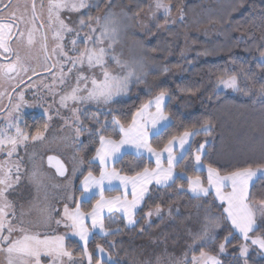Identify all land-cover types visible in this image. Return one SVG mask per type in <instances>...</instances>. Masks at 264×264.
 <instances>
[{"label": "snow or ice", "instance_id": "snow-or-ice-1", "mask_svg": "<svg viewBox=\"0 0 264 264\" xmlns=\"http://www.w3.org/2000/svg\"><path fill=\"white\" fill-rule=\"evenodd\" d=\"M99 2L100 0H48V27L52 30V40L54 41L51 55L59 56L62 60H58L57 63L48 67L47 61L51 57L48 51V36L45 34L40 36V50L44 53V71L53 76V84L44 85L53 99L58 94L54 87L57 79L60 85H65L66 77L76 70L75 83L68 91L60 95L58 102L60 108L68 109L71 112L70 117H61L64 120L63 127H68L74 132V135L63 137V139L76 143L80 140L82 131L88 132L90 137L98 138L99 146L95 148V156L88 163L91 164L93 160H99L102 166L100 177L97 179L91 171L87 173L81 181V199L90 200L96 194L97 189H99L100 199L88 212L82 211L79 203L74 209L65 204L61 218L55 220L57 226L63 224L65 228L71 230L70 233L66 232L63 235L33 230V227L49 226L51 215L47 207L39 209L38 224L25 226L23 217L29 215L32 208L36 207L34 202H30L27 210L21 205L19 219L17 218L16 208L13 201L9 199V194L21 182L22 158L14 159V157H18V148L25 147L29 142L43 141L49 127L45 123L42 130L38 128L31 135L21 127L23 123L22 109L25 106L33 107L34 105L24 99L23 91L19 92L17 103L11 105L3 117L4 123L0 124V156L3 157L0 159V255L3 257L0 264H42V257L47 260V264H84L85 259L87 264H92V253L87 247L90 229L86 226L85 221L90 218L92 229H99L105 235L120 231L119 228L105 227V213L113 223L115 222L114 212H120L127 220L128 225L136 224L137 211L146 197L151 198L152 196L150 185L156 190L175 185L177 192H189L193 198L207 197L210 195V190L214 189L215 197L227 205L225 207L222 203L218 206L223 209L219 216L212 212L211 206L197 205L198 209L203 210L202 219L201 212L196 213L199 229L196 232L189 229L191 243L186 246V250L180 258L171 261V257H169L171 264H222L218 254L225 253L226 245L237 236L244 241L238 245L242 257H246L248 254L249 242L264 250V200L255 201L252 192L255 184L254 178H264V163L258 164L256 167L251 165L237 167L223 175L219 169L208 165L207 186L200 176H189L183 168L177 171V166L185 159L186 153L191 151V138L198 135L200 131L210 134L213 125L210 120H206L200 129H186L181 134L172 136L159 151L153 148L149 142L150 133L158 135V125L167 127L171 123L170 116L164 111L165 100L168 97L167 90L159 91L152 99L143 103L132 114L131 121L127 126L121 123L118 118H112L110 123L115 125L121 134L119 141L104 135V131L109 125L107 119L100 121L98 116H93L90 118L94 121L93 127L84 126L80 118L81 108L79 105L88 103L97 106L108 105L114 101L115 97L127 93L131 84L141 82L144 75V65L140 60L135 57L124 59L122 58L123 52L118 54L116 51L122 32V20L117 13L109 10L102 17L88 15L85 18L81 15L75 27L70 26L65 22V18H62L61 14L65 12L80 14L81 10L99 7ZM3 4L4 0H0V5ZM242 6V4L237 5L233 11ZM172 7L170 0L169 2L152 0L151 19L156 20L158 15H163L165 18L164 24H157L158 28L169 23ZM260 14L261 23L264 24V8L260 9ZM36 18L35 0H33L32 18L31 21H28L32 23V27L27 32V47L29 49L37 43ZM183 18L184 14L181 11L180 19L183 20ZM10 19H15V13L10 14ZM20 22L27 23L23 17L20 18ZM85 28L87 32L81 35ZM66 34L72 36L68 42L71 47L67 51L64 43ZM24 35V30L19 28V23H0V57H3L5 61L0 63V80L13 81L20 78L21 73H27L30 70L20 52L12 47V43L21 41ZM81 42L84 44L83 48L79 47ZM69 51L75 55H69ZM204 54L207 55V53ZM28 58H31L30 55ZM254 59L259 65L264 66V51H260L259 56ZM57 64H59L58 77L53 71L57 68ZM65 64H71L67 73L64 72ZM85 69L88 72L87 75ZM31 71L33 75H38L34 68ZM164 71H168V69L165 68ZM241 72L244 76L243 87L240 76L225 66L217 76V88L223 86L225 89L242 92L245 95H251L254 91L256 97L264 100V83H261L258 88L254 84L249 85L247 72L243 69ZM20 82L23 83V80L21 79ZM3 95L5 93H0V97ZM9 98L11 99V97ZM70 102L77 107H72ZM38 106L43 107L42 105ZM153 108L155 111H151ZM3 111L4 109L0 108V112ZM47 112L48 109L45 108L44 113L47 114ZM108 112L110 114L111 109ZM57 115H59V111H57ZM51 119L52 117L48 116V120ZM206 144L207 141L199 144L195 150L194 166L198 169L202 166V154H206ZM177 145L178 151L175 147ZM125 146L134 148L139 158L143 157L145 151L149 154V159L154 156L155 167L144 166L142 170L136 171L131 176L121 175L114 167L110 169L109 163L119 159L121 149ZM262 147H264V142H262ZM165 153L167 154V166L162 162ZM72 159L79 164L84 163L83 156H79L78 153ZM53 161H55L56 173L60 177H64L67 172L64 163L58 157L48 156L50 165ZM77 170V167L74 166L73 175ZM185 179L187 180L186 187L184 184H177L178 180ZM105 180L109 182V185L113 180L120 181L123 194L105 198L103 195ZM28 181L37 188L42 185L43 174L36 165H33ZM129 185L131 186L130 190ZM228 187L231 190L225 192V188ZM129 195L131 199H129ZM153 214L161 216L160 204L155 206L154 212L150 210L145 215L151 217ZM168 214L169 216L172 214L171 207ZM222 220L227 222L231 230L223 238V242L219 243L218 254H213L211 251H206L204 246L216 239L215 234L217 229L221 228ZM14 221L17 222L14 223ZM31 224L32 222L29 221V225ZM257 229L261 230L260 234L250 235ZM69 236L79 237V241L82 242L83 250L79 258L75 257L66 246V239ZM96 247L101 254H104V249L100 245ZM197 248H199L198 254ZM108 260L110 264H119V261L114 260L111 256H108ZM159 261L160 257H157V264ZM96 264H100V261H97ZM245 264H247L246 260Z\"/></svg>", "mask_w": 264, "mask_h": 264}, {"label": "trees", "instance_id": "trees-1", "mask_svg": "<svg viewBox=\"0 0 264 264\" xmlns=\"http://www.w3.org/2000/svg\"><path fill=\"white\" fill-rule=\"evenodd\" d=\"M105 1V0H103ZM169 2V0H165ZM172 12L180 9L184 18L170 33L156 38L148 44H143L141 38H135L136 53L144 60L147 82L150 86H144L147 91L134 92L129 89L128 96L107 106H86L81 109L80 118L84 126L92 128L94 121L90 119L98 116L100 121L107 119L109 125L104 135L118 140L120 133L115 125L110 122L113 117L118 118L127 126L132 114L149 99H152L161 90H167L168 97L164 111L171 118L169 126L162 128L158 135L150 137L151 146L157 150L172 136L181 134L186 129H200L206 120H210L213 127L210 134L200 131L191 139V151L186 153L185 159L177 166V171L183 168L189 176H200L206 184L204 171H198L194 166L195 150L199 144H206V154L202 155V164L211 165L226 174L237 167L251 165L256 167L264 163V122L258 120L252 125H245L242 110L250 107L264 108V100L256 97L253 91L251 95H245L236 91H217V76L226 66L235 71L241 78V86H244L243 69L247 72L249 85L256 88L264 83V66L257 63L254 57H258L260 51H264V24L261 23L260 9L264 8L262 0H170ZM103 3V2H102ZM242 4L233 11L237 5ZM95 7L97 10L100 8ZM137 5V8H140ZM133 33V32H132ZM137 39V41H136ZM172 53V58L166 60L167 54ZM204 53H207L205 55ZM234 62V63H233ZM167 68L168 71H164ZM178 72L173 78L170 73ZM111 109L109 114L108 110ZM21 127L34 134L39 128L42 130L45 119L41 115L29 113L23 117ZM231 126L236 127L240 134L247 131L255 134L252 141H245L235 137L233 143L236 148L233 151L225 148L226 137H229ZM98 138L90 137L88 132L82 131L77 146V153L83 156V171L77 178L74 188V203L80 196L78 183L80 179L91 171L97 175L99 168L95 163L88 161L94 156L98 147ZM223 148L222 151L220 148ZM144 166L154 167L152 161L144 156L139 158L130 153H124L113 166L124 175H134ZM177 184L187 186V180H178ZM152 189L151 198L145 199L136 213L137 223L132 227H126L120 216L114 215L115 222L105 217V227L109 229L119 228V232L111 235L99 236L92 234L87 247L92 253V263L100 261L95 250L100 245L108 256L119 261V264H171L180 258L191 243L189 229L196 232L198 227L197 216L194 212L201 211L197 205L211 206L216 215L222 213L220 204L210 193L207 197L193 198L187 192H177L175 185ZM255 201L264 200V178H256L252 188ZM118 191L113 189L104 191V196H112ZM98 196H92L90 200L81 201L82 211L88 212ZM157 204L162 209L171 207L172 214L167 219L152 224H145L146 213L154 210ZM216 239L205 247L206 251L218 254V245L231 230L225 221H221ZM260 229L250 235L260 234ZM242 240L237 236L226 245V252L218 254L222 264H264V257L253 250L246 257L239 255L238 245ZM66 246L79 258L82 247L76 238H67ZM199 253V248L196 250ZM171 257V261L169 259ZM100 264H107L100 261Z\"/></svg>", "mask_w": 264, "mask_h": 264}, {"label": "rangeland", "instance_id": "rangeland-1", "mask_svg": "<svg viewBox=\"0 0 264 264\" xmlns=\"http://www.w3.org/2000/svg\"><path fill=\"white\" fill-rule=\"evenodd\" d=\"M47 5L48 0H35L37 17L35 19V27L38 29V31L35 33L37 43L31 49L27 47V32L32 27V23L28 22L31 21L32 18V1L12 0L11 5L0 13L1 17L8 18H10L11 13H15L14 20L16 23H19V28L24 30L25 33L23 39L19 41L20 49L18 51L30 69L27 73H21L20 78H17L13 81L0 80V93H5V95L0 97V108L4 109L3 112H0V124L4 123L3 117L7 114L8 110L11 108V105L17 103V94L21 91L24 92V99L31 105H34L33 107L25 106L22 109V119L25 115L32 113L43 116L45 123L48 124V131L45 132V138L43 141L29 142L25 147L18 148V157H14V159L22 158V179L20 184L16 186L15 190L9 194V199L12 200L15 205L18 219L21 211V205H23L25 210H27L29 208L30 202H34L36 204V207L32 208L30 214L23 217L25 226L38 224L40 218L39 209L47 207L51 215L49 226L33 227V230L42 233L47 232L48 234L63 235L66 232L70 233L71 230L65 228L63 224L57 226L55 224V220L61 218L65 204H67L69 208L74 209L80 200L79 196L76 204L74 203V188L76 187L77 178L83 171V164H79L77 161H73L72 159V157L77 154V146L79 141L73 143L72 141H65L63 139V137L74 135V132L68 127H63L64 120L61 117H70L71 112L68 109L60 108L58 103L60 95L68 91L75 83L76 70H73V72L66 77L65 85H60L57 79V83L54 85V87L57 89L58 94L54 99L49 93L48 89L44 87L45 84H53V76L44 71V53L40 50L41 34L48 36V51L51 57L47 61L48 67H51L52 64L57 63L58 60H62V58L59 56L51 55V49L54 45V41L52 40V30H50L48 27L49 22L47 19ZM99 5L101 6L97 10H94L96 8L92 7L88 10H81L80 14H68L65 12L61 15L62 18H65L66 23H69L70 26L75 27L81 15H83L85 18L88 15H91L92 17H102L109 10L117 13L122 20V32L120 44L116 48L117 53L119 54L123 52L122 58L124 59L135 57L143 64L144 60L136 53V45H138V42H135V38H141L143 44H148L156 38L161 39L163 37L164 39L170 33V30L175 28L178 22L181 21V11L179 9L175 12H172L171 18L169 19V23L167 25L158 28L157 24H164L165 18L163 15H158L156 20L151 19L152 0H110V3L109 0H100ZM137 5H140L141 7L137 8ZM21 17H23L24 21L27 23L20 22ZM38 24L40 25V28H42V31L39 29ZM42 24L43 26H41ZM84 32H87L86 28L82 30L81 35H83ZM71 38V35H65L64 43L66 51L71 47V45L68 43ZM79 47H84L83 42L79 44ZM29 55L31 58H28ZM69 55H75V53L69 51ZM169 58H172V53L170 55L167 54L166 60H169ZM2 59L3 57H0V63H2ZM12 59H14V57H12ZM69 67H71V64L64 65L65 73H67ZM112 67L114 68V65ZM32 68L36 70L38 75L32 74ZM53 71L58 77L59 64H57V68ZM143 71L144 75L142 81L134 82L129 86V89L131 88L134 92H140L144 90L147 91V88L144 86H147L148 88L150 87L147 82L148 77L145 67ZM85 74H88L86 69ZM170 75L175 78V76L178 75V72L172 71ZM30 76H33L34 78L25 82L24 80ZM21 79L23 80V83L20 82ZM216 90L229 92L233 91L231 89H225L223 86H219V88H217V85ZM128 94L129 91L125 94L115 97L112 103L125 99ZM9 97H11V99ZM38 105H42L43 107ZM49 105H51V107H49ZM70 105L72 107H77V105L71 104V102ZM86 106L97 105L93 103L79 105L81 109ZM100 106L104 107L107 105ZM45 108L48 109L47 114L44 113ZM57 111H59V115H57ZM242 111L243 113L241 112V115L245 118L246 127L247 125H252L255 121L256 122L254 125L257 127L256 125H258V120L264 122V108L250 107ZM48 116H51L52 119L48 120ZM228 135L229 137H226L225 140V148L230 149V151H233L234 148H236L233 143V140L236 136L242 138L243 143H245V141H252L255 138V134L251 133L250 131H247L245 135L240 134L234 126H231ZM222 150L223 148H220L218 151ZM48 156L58 157L64 163L67 169L64 177L57 175L56 172L47 165L46 161ZM0 159H3V157L0 156ZM33 165H36L39 168V171L43 174V183L39 188L35 187L28 181V176L31 174ZM74 166H76L78 169L75 175H73L72 172ZM69 197H71V199H69ZM201 212H203V210H201ZM166 214L168 213L166 212ZM162 216L158 217L157 215H154L153 218L158 219L161 217V219H163ZM164 216V218H166V215ZM167 216H169V214ZM29 221L32 222L31 225H29ZM16 222L17 221H14V223ZM71 237L75 236H69V238ZM2 260L3 257L0 255V261ZM42 264H47V260L43 257Z\"/></svg>", "mask_w": 264, "mask_h": 264}, {"label": "crops", "instance_id": "crops-1", "mask_svg": "<svg viewBox=\"0 0 264 264\" xmlns=\"http://www.w3.org/2000/svg\"><path fill=\"white\" fill-rule=\"evenodd\" d=\"M166 101H167V97H166V100H165V103H166ZM151 111H155V109L153 108V109H151ZM157 128H158V130L160 131L162 128H164V127H161L160 125H158L157 126ZM119 131V130H118ZM151 136H153V134H151L150 133V135H149V140H150V137ZM120 138H121V134H120V137H119V139L117 140V141H119L120 140ZM192 139V138H191ZM99 146V145H98ZM176 147V149H177V151H178V145L177 146H175ZM187 147V146H186ZM159 151V150H158ZM124 153H130V154H133V155H135V156H137L136 155V153H135V150H134V148H131L130 146H125V147H123L122 149H121V152H120V154H119V158L124 154ZM166 153H165V155H164V157H162V162L164 163V165L165 166H167V161H166ZM203 155V154H202ZM94 156H95V154H94ZM93 156V157H94ZM145 158H147L148 160H150V161H152L153 162V164H154V167H155V157L153 156V157H151V159H149V154L145 151L144 152V155H143ZM118 159H116V160H113V161H111L110 163H109V168L111 169V168H113L112 166H113V164H114V162L115 161H117ZM93 163H95L97 166H98V168H99V172H98V174L97 175H94L97 179H99V177H100V171H101V165H100V163H99V160L98 159H96V160H93ZM194 164H195V162H194ZM195 169L196 170H198V171H204V173H205V175H206V184H205V186H207V166H205V165H203L202 164V166H201V168L200 169H198L197 167H195ZM120 173V172H119ZM121 175H124V174H122V173H120ZM87 175V174H86ZM86 175H84L81 179H80V181H79V190H80V200L78 201V203H80L81 201H85V200H82L81 199V181H83V179H84V177L86 176ZM127 176H129V175H127ZM254 179H256V178H254ZM149 187H151V185L149 186ZM130 188H131V186L129 185V190H130ZM113 189H115V190H117L118 191V193L117 194H115V195H112V196H104L105 198H111V197H114V196H117V195H122L123 194V188L120 186V181H118V180H113L112 182H111V185H109V182L107 181V180H105L104 181V191H109V190H113ZM231 189H230V187H228V188H225V192H227V191H230ZM190 196H192L191 195V193H189V192H187ZM210 193L213 195V197H214V199L217 201V203H219L220 205L222 204V203H224V202H221L218 198H216L215 197V190L214 189H211L210 190ZM93 196H98V199H100V195H99V189H97L96 190V194L95 195H93ZM97 199V200H98ZM129 199H131V196L129 195ZM96 200V201H97ZM96 201L94 202V204L96 203ZM93 204V205H94ZM224 206L226 207L227 205H226V203H224ZM169 208L170 207H167V208H165V209H162V214H161V216H162V218L163 219H161V217L160 218H153L154 217V215L155 214H153L152 215V217L151 218H147V216H146V219H145V224L146 225H148V224H152V223H156L157 221H162V220H166L167 219V215L168 214H166V212L168 213V210H169ZM91 210V209H90ZM89 210V211H90ZM223 210V209H222ZM153 212H154V210H152ZM201 212V211H200ZM195 214L197 213V212H194ZM202 213V212H201ZM114 214H117L118 216H120L121 218H122V220H123V223H124V225L126 226V227H132V226H134V225H128L127 224V220L123 217V215H122V213H120V212H114ZM164 215H166V218H164L165 216ZM107 216V214L105 213V217ZM159 217V216H158ZM201 219H202V214H201ZM85 223H86V226L90 229V237H91V235L92 234H97V235H99V236H105V234H103V233H101L100 231H99V229H92V227H91V219L89 218L88 220H86L85 221ZM198 223V222H197ZM199 229V225H198V227H195V230L197 231ZM239 237V236H238ZM73 238H76L77 240H78V242H79V244H80V246L82 247V242L81 241H79V237H73ZM240 238V237H239ZM90 239V238H89ZM241 240H242V238H240ZM242 243H244V241L242 240ZM83 249V248H82ZM253 250H255V251H257L259 254H260V256H262V257H264V250H261V249H259L258 248V246H255V245H251V243L249 242V250H248V252H250V251H253ZM95 253H96V255H97V257L99 258V260L100 261H104L105 263H107V264H110V262H109V260H108V255H107V253L104 251V254H101L100 252H99V250L96 248V250H95ZM85 264H87V260L85 259ZM93 264V263H92Z\"/></svg>", "mask_w": 264, "mask_h": 264}, {"label": "flooded vegetation", "instance_id": "flooded-vegetation-1", "mask_svg": "<svg viewBox=\"0 0 264 264\" xmlns=\"http://www.w3.org/2000/svg\"><path fill=\"white\" fill-rule=\"evenodd\" d=\"M31 1H32V4H33V0H31ZM11 2H12V0H4V4L0 5V13L3 12L4 10H6L11 5ZM4 5H6L7 7H5ZM10 22L14 23V24L16 23L15 20H13V19H10L8 17H1L0 16V23H10ZM38 26H39V29L42 31V28H40L39 24H38ZM12 47L14 49L19 50L20 49V43L19 42H13L12 43ZM2 62H5L4 59H2ZM30 77H31V79L34 78L33 76H30ZM28 80H30L29 77L26 78V80H24V81L26 82Z\"/></svg>", "mask_w": 264, "mask_h": 264}, {"label": "water", "instance_id": "water-1", "mask_svg": "<svg viewBox=\"0 0 264 264\" xmlns=\"http://www.w3.org/2000/svg\"><path fill=\"white\" fill-rule=\"evenodd\" d=\"M46 163H47V165L50 167V168H52L55 172H56V168H55V161H53V163H52V165H50L49 164V162H48V158H47V161H46ZM66 168V167H65ZM57 174V173H56ZM58 175V174H57Z\"/></svg>", "mask_w": 264, "mask_h": 264}]
</instances>
